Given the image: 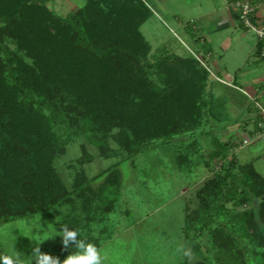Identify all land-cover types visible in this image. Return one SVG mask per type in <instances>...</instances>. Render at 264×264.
Instances as JSON below:
<instances>
[{
	"label": "trees",
	"instance_id": "obj_1",
	"mask_svg": "<svg viewBox=\"0 0 264 264\" xmlns=\"http://www.w3.org/2000/svg\"><path fill=\"white\" fill-rule=\"evenodd\" d=\"M46 1L0 0V23L4 24L0 42L5 30L13 34L26 10H45ZM133 1L86 0L69 18L27 20L36 40L52 35L51 29L60 39L48 55H31L30 64L0 43V127L7 137L0 148L4 173L0 177V225L69 200L70 192L51 168L53 158L65 146L54 122L57 103L81 108L90 124L95 122L89 138L103 152L107 138L98 133L108 130L98 118L106 112L111 117L108 121H115L109 112L113 109L132 133V138L121 142L132 158L161 139L196 130L203 119L208 122L211 117L206 89L209 73L195 58L165 54L152 65L146 63L151 46L140 28L148 18ZM228 149L217 144L206 165L225 156ZM178 160L183 165L187 158ZM240 184H251L250 192L246 188L238 192ZM252 196L260 200L257 215L228 207L229 203L242 207ZM197 200L196 209L185 217L184 230L185 241L201 259L195 264H208L200 242L207 229L217 247L242 259L241 248L236 251L241 239L252 263L264 264V179L253 166H237L233 159L204 183ZM102 201L105 207L96 211L111 212L113 202L104 197Z\"/></svg>",
	"mask_w": 264,
	"mask_h": 264
},
{
	"label": "rangeland",
	"instance_id": "obj_2",
	"mask_svg": "<svg viewBox=\"0 0 264 264\" xmlns=\"http://www.w3.org/2000/svg\"><path fill=\"white\" fill-rule=\"evenodd\" d=\"M85 3L86 0H47L45 10H26L23 21L14 25L12 35L5 30L1 46L22 56L29 64L32 63L31 55H48L60 39L51 29L52 35L36 40L35 34L29 32L32 25L30 27L27 20L52 21L55 16L69 18ZM133 3L148 18L140 28L151 46L146 63L152 65L158 56L165 54L195 58L192 52H196L212 66L203 49L209 46L210 38L194 35L199 26L195 20L198 8L173 2L165 5L166 10L155 11L144 0ZM3 26L0 23V28ZM249 36L254 37V34L250 32ZM199 38L206 39V43ZM146 72L153 80L147 69ZM57 105L59 110L54 122L65 146L64 152L53 158L51 168L57 181L71 195L67 202L49 211L1 224L0 252L10 253L14 246L24 257H29L36 241L44 240L39 245L41 251L62 262L75 251L74 246L64 249L59 236L61 224H67L79 231L81 239L94 244L95 239L99 242L98 248L106 256L105 264H189L175 252L178 243L191 249L194 256L191 264L200 261L185 241L184 230L187 213L198 205L197 192L216 174H212V166L206 165L213 142L207 121L203 119L192 132H180L172 139H161L132 158L121 144L128 136L132 138V133L128 123L122 122L113 109L109 112L115 121H108L111 117L106 112L98 118L108 130L104 134L98 133L99 137L107 138L103 152L89 138L88 131L95 122L91 121V125L82 109L68 102ZM6 139L0 127V148ZM234 155L237 157L238 152ZM181 156L187 158L183 165L178 160ZM2 171L0 167V177L4 175ZM250 188L251 184H240L238 192H250ZM102 197L113 202L111 212L96 211L105 207ZM250 198L242 207L234 208L232 203L228 207L237 212L252 210L257 215L260 200ZM260 226L263 227L261 222ZM237 241L236 251L241 248L242 259L217 247L207 229L200 240L203 257L208 264H253L243 252L245 242Z\"/></svg>",
	"mask_w": 264,
	"mask_h": 264
},
{
	"label": "crops",
	"instance_id": "obj_3",
	"mask_svg": "<svg viewBox=\"0 0 264 264\" xmlns=\"http://www.w3.org/2000/svg\"><path fill=\"white\" fill-rule=\"evenodd\" d=\"M144 1L155 11L166 10L165 5L173 2L198 8L199 14L195 19L199 22L198 33L194 35L210 38L209 46L203 49L212 61V66L209 65L212 72L233 82V86L225 85L209 74L206 89L212 107V115L207 122L213 139L211 152L216 150L217 144L226 145L229 148L227 156L238 144L250 140V145L239 150L237 157L234 155L235 162L237 166H253L264 179V134L254 138L260 121L255 102L264 106V41L259 42L255 35L249 36L250 32L243 28L230 8V0ZM257 18L264 22V9L258 12ZM181 26L185 27L184 24ZM217 160L211 165L212 174H215Z\"/></svg>",
	"mask_w": 264,
	"mask_h": 264
},
{
	"label": "clouds",
	"instance_id": "obj_4",
	"mask_svg": "<svg viewBox=\"0 0 264 264\" xmlns=\"http://www.w3.org/2000/svg\"><path fill=\"white\" fill-rule=\"evenodd\" d=\"M59 236L62 237V245L64 249L70 246L75 247V251L69 254L62 262L58 257L43 253L40 248V243L36 241V246L32 249V254L29 257H24L22 253L13 250L10 253L0 252V264H105L106 256L103 255L102 249L96 244L81 239L77 229L70 228L67 224H61ZM175 252L182 258H186L189 264L194 260L193 253L189 247L183 243H178Z\"/></svg>",
	"mask_w": 264,
	"mask_h": 264
},
{
	"label": "built area",
	"instance_id": "obj_5",
	"mask_svg": "<svg viewBox=\"0 0 264 264\" xmlns=\"http://www.w3.org/2000/svg\"><path fill=\"white\" fill-rule=\"evenodd\" d=\"M230 8L236 14L240 24L247 32L253 33L259 42L264 41V22H260L257 18L258 12L261 9H264V0H230ZM202 43H205V40L200 39ZM192 55L200 63V65L218 82L233 86V82L229 78H220L217 77L211 70L208 61L204 59L202 55L196 52H192ZM211 56V53L208 54V57ZM255 108L259 113L260 121L258 123L259 130L255 133L254 138H259L264 134V106L255 102ZM251 144L250 140H244L241 144H238L237 147L231 152V154L221 157L216 161L214 167V173H220L222 170L227 168L230 161L234 159V154L244 147Z\"/></svg>",
	"mask_w": 264,
	"mask_h": 264
}]
</instances>
